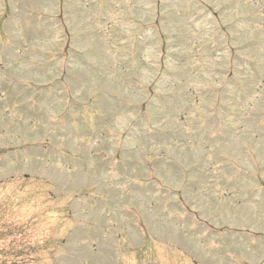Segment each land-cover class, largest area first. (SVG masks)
Returning <instances> with one entry per match:
<instances>
[{
  "label": "rangeland",
  "instance_id": "374dc122",
  "mask_svg": "<svg viewBox=\"0 0 264 264\" xmlns=\"http://www.w3.org/2000/svg\"><path fill=\"white\" fill-rule=\"evenodd\" d=\"M264 264V0H0V264Z\"/></svg>",
  "mask_w": 264,
  "mask_h": 264
},
{
  "label": "water",
  "instance_id": "95a60500",
  "mask_svg": "<svg viewBox=\"0 0 264 264\" xmlns=\"http://www.w3.org/2000/svg\"><path fill=\"white\" fill-rule=\"evenodd\" d=\"M146 264H158V263H146Z\"/></svg>",
  "mask_w": 264,
  "mask_h": 264
}]
</instances>
